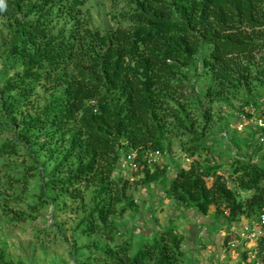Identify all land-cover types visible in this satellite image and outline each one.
Here are the masks:
<instances>
[{
  "label": "trees",
  "instance_id": "1",
  "mask_svg": "<svg viewBox=\"0 0 264 264\" xmlns=\"http://www.w3.org/2000/svg\"><path fill=\"white\" fill-rule=\"evenodd\" d=\"M86 2L0 4V17L9 18V40L0 49L11 73L0 87V123L11 129L0 128V156L24 150L41 166L40 203L48 199V186L75 198L96 186L93 208L79 228L105 236L114 229L110 216L131 207L127 182L113 176L122 158L134 151L141 181L153 184L165 167L148 161V154L168 152L172 136L193 141L189 155L210 149L205 143L212 137L206 131L214 100L243 96L241 114L245 104L261 106L254 88H264V0H129L125 17L131 23L114 29L90 27L79 16ZM36 83L60 90L30 112L25 108ZM40 151L47 156L42 162ZM233 165L238 189L253 191L244 200L218 165L196 161L178 169L164 195L202 214L210 206L220 214L224 205L232 223L257 219L264 208V165L248 159ZM20 181L25 185L26 177ZM148 231L133 250L131 238L114 245L87 242L79 264H179L183 237L174 226ZM232 237L228 231L224 242ZM258 250L264 263V236ZM0 264H6L2 252Z\"/></svg>",
  "mask_w": 264,
  "mask_h": 264
},
{
  "label": "rangeland",
  "instance_id": "2",
  "mask_svg": "<svg viewBox=\"0 0 264 264\" xmlns=\"http://www.w3.org/2000/svg\"><path fill=\"white\" fill-rule=\"evenodd\" d=\"M129 7V0H87L79 16L92 28L114 29L131 23L125 17ZM8 21L9 18L0 17V43L9 40ZM256 54L258 56L261 51ZM6 65L7 57L0 49V87L4 78L11 75L7 73ZM33 88L32 103L25 108L30 112L47 104L60 90L46 88L42 83L34 84ZM254 91H257L254 95L261 105L260 109L264 106V88H254ZM245 100L241 95H234L227 101H213L212 121L206 131V136H212V139L205 143L210 146L209 150L203 148L195 155H189L193 141L184 135H174L168 152H150L148 158L151 163L165 167L163 176L153 184L141 181L142 173L138 172L133 156L122 158L113 176L127 182L126 200L132 201L131 207L110 216L114 229L105 236L99 233L84 234L79 228L81 219L93 208L96 186L81 187L82 196L79 198L68 192L59 193L58 189L48 186L45 190L48 199L40 203L43 181L41 166L24 150L10 156H0V252L6 264H79L87 257L82 248L87 242L97 240L114 245L131 238L133 250L143 233L169 224L183 237V254L178 260L179 264H243V258L238 254L240 245L234 249L224 242L228 231L232 233V238L235 237L234 232L239 224V221L232 223L227 219L224 205L220 206V214H216L215 206H210L208 212L202 214L185 203L165 197L163 186L169 183L178 169L187 168L196 161L218 165L217 172L239 199L244 200L252 195V190L238 189V174L232 172L233 163L238 160L248 159L264 165V141L257 139L256 133L260 131L257 119L251 114L243 118L240 116L241 104ZM199 122L196 128L200 130ZM0 128L6 132L11 130L2 123ZM46 158L44 152L40 151L39 162ZM52 165L49 159L45 165L46 171ZM29 166H34L30 174L27 173ZM45 176L48 178L47 174ZM25 177L24 185L20 180ZM212 179L207 178L208 185ZM261 185L264 186V179Z\"/></svg>",
  "mask_w": 264,
  "mask_h": 264
},
{
  "label": "built area",
  "instance_id": "3",
  "mask_svg": "<svg viewBox=\"0 0 264 264\" xmlns=\"http://www.w3.org/2000/svg\"><path fill=\"white\" fill-rule=\"evenodd\" d=\"M247 114H251L254 118L257 119V125L261 131V135L257 136L258 141H264V106L260 109L257 108L254 104L248 103L243 105L242 118ZM132 157V160L135 158L136 153L133 151L128 154L126 157ZM148 161H151L148 159ZM235 237L228 241V244L234 249L240 245L241 251L238 252L243 258V264H264L259 250H258V241L264 236V208L258 214L257 219L246 220L242 219L237 225Z\"/></svg>",
  "mask_w": 264,
  "mask_h": 264
},
{
  "label": "clouds",
  "instance_id": "4",
  "mask_svg": "<svg viewBox=\"0 0 264 264\" xmlns=\"http://www.w3.org/2000/svg\"><path fill=\"white\" fill-rule=\"evenodd\" d=\"M3 3V0H0V4H2Z\"/></svg>",
  "mask_w": 264,
  "mask_h": 264
}]
</instances>
